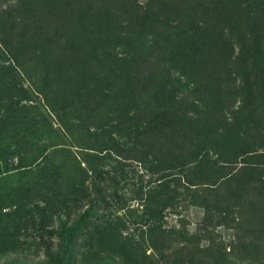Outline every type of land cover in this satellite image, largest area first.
<instances>
[{
    "label": "rangeland",
    "instance_id": "374dc122",
    "mask_svg": "<svg viewBox=\"0 0 264 264\" xmlns=\"http://www.w3.org/2000/svg\"><path fill=\"white\" fill-rule=\"evenodd\" d=\"M53 1L60 3V13L55 20L59 19L62 31L75 34L81 24L79 20H83L96 31L109 34L108 40L98 46L119 59L112 66L108 85L117 87L115 90L127 85L136 109L128 111V117L132 115L134 120L126 122L119 134L113 128L114 114L106 113L102 106H95L93 110L97 113L93 119L84 121L78 129L70 127L69 133L64 134L56 125V117L42 108L39 95L29 97L27 101L20 100V105L34 106V115H44L54 130L47 129V134L43 129L37 144L42 154L35 163L13 169L16 158H10L8 178L0 181V194L5 189L17 190L13 204L0 210V229L5 227L9 238L13 239L11 249L15 251L13 254L18 257L19 264H50L60 252L55 229L61 223H70L85 207H90L96 217H90L92 225L87 224V228L77 233L69 251L68 264H78L82 259L84 264H145V256L150 254L148 246L153 243L149 238L157 239L160 229L175 233V247L191 241L196 231L205 229L212 233L214 243L222 246L223 261L258 256L257 250L244 252L248 246L238 247V244L247 245L248 242L253 246H264V229L260 235L254 234L255 214L246 207L244 211L240 206H233L229 188L224 185L219 194L226 206L223 209L228 210L212 214L209 221L204 219L200 209L179 203L178 199L187 196V190L191 188L185 183L191 175L190 170L167 169L161 172L160 156L149 148L161 147L170 164L172 159L181 155L187 160L191 156L180 148V135L179 139L176 136L171 138L162 130L156 138L148 134L149 131L140 132L135 124L145 113L154 111L152 101L172 100L173 108L176 107L175 101L181 102L177 107L178 115H191L197 113L203 104L208 105L210 114L203 127L208 129L211 137L207 140L206 156L210 162L218 159L216 150L211 148L215 144L212 127L230 134L237 147L246 151L240 161L251 171L240 174L239 180L249 182L247 189L250 190H243L239 203L244 205L249 199L259 198L264 219V0ZM9 5L20 10L27 4L20 7L18 0H0V23L8 25L12 22L13 14L2 13ZM37 17L35 14L33 23L38 22ZM55 24H50V28ZM37 26L43 29L44 21L40 19ZM247 26L249 29L244 30ZM11 31L0 27V37ZM118 36L125 39L121 41ZM198 40L209 61L191 68L184 64L176 68L169 58L176 63L182 51H188L184 49L185 44L196 47ZM92 41L91 48H94L97 42ZM250 53H256L257 57H250ZM67 57L62 56L63 59ZM6 66L8 62L0 58V69ZM55 71L62 86L72 80L84 79L90 86L99 85V90H108L101 82L99 84L100 79L88 78L87 72L83 76H73L74 70L65 63L55 67ZM196 73L199 77L194 79ZM23 77V88L29 90V79ZM14 80L15 77L12 82ZM83 96L80 103L72 102L78 108V122L90 113L92 105L91 98ZM209 123L213 126H208ZM59 138L64 143L51 146ZM59 162L63 164L57 171L59 179L52 180L54 174L49 173L53 175L50 179L45 172L52 171V166ZM208 165L211 168L206 180L216 186L219 174L215 169L219 170L221 166ZM231 168L224 163L221 171ZM48 183L53 184L47 192L52 195L50 199L53 200L56 193L57 199H63L69 206V211L67 214H49L48 224L41 227L34 206L40 208L42 202L35 195L42 187H49ZM78 185L83 193L78 192ZM61 193L64 196L59 195ZM247 222L252 224V232H246ZM102 228L107 234L99 239L97 231ZM88 231L94 237L95 256L86 251L84 241ZM107 254L114 261L107 260ZM207 255L216 258V253L210 249ZM3 259L0 256V260Z\"/></svg>",
    "mask_w": 264,
    "mask_h": 264
},
{
    "label": "trees",
    "instance_id": "16d2710c",
    "mask_svg": "<svg viewBox=\"0 0 264 264\" xmlns=\"http://www.w3.org/2000/svg\"><path fill=\"white\" fill-rule=\"evenodd\" d=\"M29 1L31 0H18L20 7L27 4L20 10L14 9V6L11 5L4 8L2 13L13 14V20L8 25L0 23L2 29L12 30L7 36L0 37V58L8 62V66L0 69V181H5L8 178L11 171L10 158H16L17 164L13 169L26 168L30 164L35 163L38 160L37 157L42 154V150L38 148L37 144L44 130L47 134H49L47 129L49 131L54 130L51 128V122H46L44 115L42 117L34 115V113L36 114V111H33L35 109L34 106L25 107L20 105V100L27 101L29 97L39 95L42 108L45 109L47 114L56 117V125L64 134L69 133L68 129L70 127H77L78 129V126H82L84 121L93 119L97 113L93 110L95 106H102L105 108L106 113L110 111L114 114L113 128L116 134H119L126 122L128 124L134 120L132 115L128 117V111L136 109L131 89L127 85L120 90H115L117 87L111 85L109 87L108 85L107 79L109 74L113 72L112 66L119 59H115L108 50L101 49L98 46L108 40L109 34L96 31L93 27L84 23L83 20H79L81 24L79 23L80 25L75 34L67 33L64 29L62 31L59 19L55 20V16L57 17L60 13V3L53 0H32L31 3ZM35 14L38 16V22L33 23L32 20ZM40 19L45 23L43 29L37 26ZM54 22L59 27H56L57 24H55L54 28H50L49 25L54 24ZM250 26L244 27V30H248ZM119 38L121 41L125 39L123 36ZM251 38L254 40H251L253 41L252 43L255 44V39ZM93 39L96 40L97 44L94 48H91V44L94 42L92 41ZM185 45L184 49H188V51L185 53L182 51L180 54L181 58L176 59V63L169 58L176 68H181L182 64L185 66L189 65L191 68L194 65L204 64L209 61L205 50L201 49L203 44L199 40L196 47ZM36 46H38L37 49H35ZM177 48H179V45H177ZM250 54V57H257L256 53ZM63 55H68V57L63 59ZM158 59L160 57L153 62H157ZM63 63L74 70L73 76H83L87 72L86 76L88 78L100 79L98 80L99 84L101 82V85L108 90H99V85L92 84L90 86V83L84 79L82 81L72 80L62 86L58 82L60 79L56 77L55 67ZM23 75L29 79V90L23 88ZM14 77L15 80L12 82ZM198 77V73L193 76L194 79ZM111 91L112 93L110 94ZM83 94L91 98L90 103L92 105L89 107L90 113H87L86 117L83 116L78 122V108L72 105V102L80 103L84 98ZM171 101H161L162 103L152 101L154 111L145 113L135 126L138 130L140 129V132L149 131L147 133L153 134L156 138L159 137V133L162 130H165L171 138L176 136L179 139L178 134L180 135L181 144L185 146L184 148L180 144V148L185 149L184 152L191 156L187 160L181 155L178 159H172L173 163L170 164L167 163L168 155L162 152L161 147L149 148V150L160 156V161L158 162L161 166V172L167 169H177L180 172H185L187 169L190 170L191 175L188 177V182L185 180V183L191 188L187 190L189 191L187 196L185 195L182 199H178L179 203L200 209L204 214V219L209 221L215 213H224L228 210L227 208L223 209L226 206L219 194L222 186H227L229 188V197L233 198V206H240L244 208V211L246 207L247 210L255 214L256 230L254 234L260 235L264 229L261 200L253 198L249 199L244 205L239 203L242 202L243 190H250L247 189L249 182L239 180L240 174H247L251 171L247 164L240 161L246 151L237 147L230 134L216 131L212 127L210 128L213 134L212 141L215 144L211 148L216 150L215 153L218 159L210 162V159L206 156L208 149L206 145L208 143L207 140L211 136L208 129L203 127L208 122L210 114L208 105L203 104L197 113L178 115L177 107L181 106L178 105L181 102L175 101L176 107L173 108ZM210 125L213 126V123H209L208 126ZM73 138H75L73 139L74 141H78L77 137ZM63 143L64 141L59 138L51 146ZM112 147H109V149H112ZM209 163L221 166L219 170L215 169L219 174V183L216 186L206 180L209 176L208 170L211 168V165H208ZM224 163H228L232 167L231 170L222 172ZM237 164L240 166L233 172ZM62 167V162H59L52 166V171L45 173L54 174L53 179V175H48L52 180L59 179L57 171ZM48 184L49 187H42L35 195L42 202L41 206H38L40 208L34 206V210L36 209L38 212V221L41 227L48 224L47 218L49 214L53 215L59 212L67 214L69 211V206L64 204L63 199H57L58 195L56 193L53 200L50 199L52 195H48L47 192L51 190L50 185L53 184ZM207 186H213V188ZM78 192L83 193L79 185ZM62 193L59 195H66V193L64 195ZM16 196V189L3 190L0 194V210L6 205H12ZM163 206L164 204H162L161 209ZM93 216L96 217L91 208L85 207L70 223L66 224L64 222L57 226L55 233L59 240L60 252L50 264H68L69 251L77 233L79 234L84 228H87V224H91L89 220ZM1 229L0 256L4 259L0 260V264H19L18 257L13 254L15 251L11 249L13 239L9 238L10 236H8V231H6L5 227L2 226ZM252 231V224L247 222L246 232ZM97 232L99 233V236H97L99 239L107 234L105 228ZM174 234L173 232H165L160 229L157 239L149 238V242L153 240V243L148 246L150 254L145 256V264H241L242 261L245 262L244 264H264V246L262 245L253 246L250 245L251 242H248L247 245L238 244L239 248L248 246V248L244 249V252L257 250L259 255L248 256L243 260L231 258L223 261L224 250L222 246L220 247V245L214 243L212 233L205 229L196 231L191 241L189 240L177 247L173 245ZM93 238L92 232L88 231L84 242L86 251L91 252L95 256ZM208 249L216 253V258L208 257ZM106 258L109 261H114L109 254L106 255ZM97 260L99 261L100 259ZM78 264H84L83 259Z\"/></svg>",
    "mask_w": 264,
    "mask_h": 264
}]
</instances>
